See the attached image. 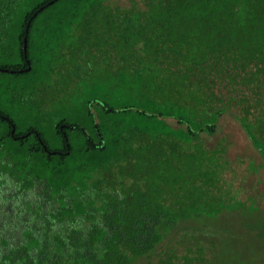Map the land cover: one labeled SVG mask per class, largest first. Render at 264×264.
Here are the masks:
<instances>
[{
	"label": "trees",
	"instance_id": "trees-1",
	"mask_svg": "<svg viewBox=\"0 0 264 264\" xmlns=\"http://www.w3.org/2000/svg\"><path fill=\"white\" fill-rule=\"evenodd\" d=\"M227 112L264 160V0H0V264H134L213 216L188 172Z\"/></svg>",
	"mask_w": 264,
	"mask_h": 264
},
{
	"label": "rangeland",
	"instance_id": "rangeland-1",
	"mask_svg": "<svg viewBox=\"0 0 264 264\" xmlns=\"http://www.w3.org/2000/svg\"><path fill=\"white\" fill-rule=\"evenodd\" d=\"M109 1L127 6L132 0ZM199 140L203 161L188 173L204 172L207 192L216 196L207 209L214 215L173 227L148 258L135 263L157 264L165 251V264H264V160L229 112L218 119L214 134ZM35 194L33 189L26 196Z\"/></svg>",
	"mask_w": 264,
	"mask_h": 264
},
{
	"label": "water",
	"instance_id": "water-1",
	"mask_svg": "<svg viewBox=\"0 0 264 264\" xmlns=\"http://www.w3.org/2000/svg\"><path fill=\"white\" fill-rule=\"evenodd\" d=\"M23 47H24V45H23Z\"/></svg>",
	"mask_w": 264,
	"mask_h": 264
}]
</instances>
